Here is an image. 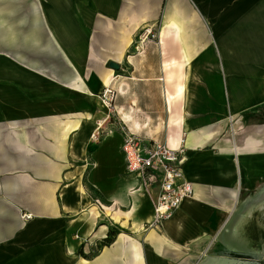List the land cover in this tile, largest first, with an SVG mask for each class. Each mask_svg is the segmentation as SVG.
Instances as JSON below:
<instances>
[{
  "label": "crops",
  "instance_id": "1",
  "mask_svg": "<svg viewBox=\"0 0 264 264\" xmlns=\"http://www.w3.org/2000/svg\"><path fill=\"white\" fill-rule=\"evenodd\" d=\"M148 83L174 137L142 123ZM123 125L188 156L158 229ZM138 263L264 264V0H0V264Z\"/></svg>",
  "mask_w": 264,
  "mask_h": 264
},
{
  "label": "built area",
  "instance_id": "2",
  "mask_svg": "<svg viewBox=\"0 0 264 264\" xmlns=\"http://www.w3.org/2000/svg\"><path fill=\"white\" fill-rule=\"evenodd\" d=\"M148 33L151 34V30ZM114 98L115 92L106 86L101 95L103 104L111 105ZM121 132L126 171L135 176L148 192L157 190L153 201V219L147 228L158 229L171 219L183 201L194 194L193 185L186 179L183 170L188 156L182 146L174 149L157 140L138 138L125 125L121 126Z\"/></svg>",
  "mask_w": 264,
  "mask_h": 264
},
{
  "label": "rangeland",
  "instance_id": "3",
  "mask_svg": "<svg viewBox=\"0 0 264 264\" xmlns=\"http://www.w3.org/2000/svg\"><path fill=\"white\" fill-rule=\"evenodd\" d=\"M149 28V29H148ZM148 32H150L151 30V34H149L147 32V30L145 29L143 32H141V34L136 38V43L135 46L133 47L131 53L136 52L137 48L139 49L140 45H143V50L144 48V44L143 42H147L149 43L147 46L148 50H153L155 48V40H158V34H159V27L158 25L152 26V27H148ZM169 28V27H168ZM165 27V29H168ZM144 37L143 41L142 38ZM146 49V50H147ZM120 74V73H118ZM123 71L121 72V77H115L114 82L110 85H107L111 90H113L115 92V98L114 101L111 103V105H108L107 108H109L112 111H115L114 106L117 105H124V97L120 98V91H119V87L123 88ZM154 87L151 85V83H148L146 85V98H147V102H148V111L149 112H154L155 110H157L158 108L161 109V111L163 112V116L162 119H158L157 117L154 119V121H150L147 122L145 119L143 120L142 123L148 124V128L147 131H151L150 132V136L153 137L154 139L157 137V139H162L165 140V133L166 130L169 131L168 134L169 136H175L174 133L176 132V130L172 129V128H167L168 122L167 119L165 120V116H168L167 114L165 115V107H163V103L162 100H160L159 97V93H157V91H155L153 89ZM118 91V92H117ZM173 113L176 114V107L173 106ZM144 118H146V116H144ZM171 122V121H170ZM172 123V122H171Z\"/></svg>",
  "mask_w": 264,
  "mask_h": 264
},
{
  "label": "bare ground",
  "instance_id": "4",
  "mask_svg": "<svg viewBox=\"0 0 264 264\" xmlns=\"http://www.w3.org/2000/svg\"><path fill=\"white\" fill-rule=\"evenodd\" d=\"M166 28H168L169 27V24H168V26H165ZM165 34V32L164 31H162V33H161V35H164ZM168 36V35H167ZM163 37V36H162ZM166 39V38H165ZM164 40V39H163ZM164 41H166V40H164ZM163 41V42H164ZM165 43V42H164ZM178 93L179 94H183L184 93V87H182V86H180V87H178ZM182 96V95H181ZM174 98V96H172V95H170L169 97H168V103H169V105H170V103H171V99H173ZM137 254V253H136ZM138 255V254H137ZM139 256V255H138ZM140 258V257H139ZM140 261V260H139ZM139 264V263H138Z\"/></svg>",
  "mask_w": 264,
  "mask_h": 264
},
{
  "label": "water",
  "instance_id": "5",
  "mask_svg": "<svg viewBox=\"0 0 264 264\" xmlns=\"http://www.w3.org/2000/svg\"><path fill=\"white\" fill-rule=\"evenodd\" d=\"M111 67H112L114 70H118V69H119V66H118V65H115L114 63L111 64Z\"/></svg>",
  "mask_w": 264,
  "mask_h": 264
},
{
  "label": "trees",
  "instance_id": "6",
  "mask_svg": "<svg viewBox=\"0 0 264 264\" xmlns=\"http://www.w3.org/2000/svg\"><path fill=\"white\" fill-rule=\"evenodd\" d=\"M110 242H111V238L105 241L106 244H110Z\"/></svg>",
  "mask_w": 264,
  "mask_h": 264
}]
</instances>
